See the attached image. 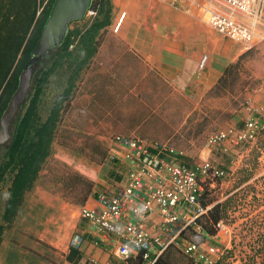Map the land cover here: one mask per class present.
Returning a JSON list of instances; mask_svg holds the SVG:
<instances>
[{"label":"crops","instance_id":"crops-1","mask_svg":"<svg viewBox=\"0 0 264 264\" xmlns=\"http://www.w3.org/2000/svg\"><path fill=\"white\" fill-rule=\"evenodd\" d=\"M113 4V24L105 32L68 111L67 131L89 135L116 149L113 138L117 135L166 143L184 152L185 162L191 165L209 159L213 150L207 147L203 135L204 124L212 121L206 106L208 99L218 100L226 70L246 50L233 42L228 49H220L223 36L194 15L161 0H113ZM259 47L264 53V43ZM257 101L256 97L254 102ZM244 126L245 122H240L228 129L241 130ZM97 171L96 197H91L85 206L101 210L97 191L103 187L120 188L124 176L122 169L117 171L107 164ZM159 221V215H154L148 223L150 230ZM75 234L83 235L85 240L81 248L83 260L121 264L111 248L94 244L96 236L83 218L67 240V256ZM10 250L16 255L18 250L21 253L22 242L14 239ZM21 260L15 263L7 257L5 239L0 264H23ZM65 264L74 263L66 260Z\"/></svg>","mask_w":264,"mask_h":264},{"label":"built area","instance_id":"built-area-1","mask_svg":"<svg viewBox=\"0 0 264 264\" xmlns=\"http://www.w3.org/2000/svg\"><path fill=\"white\" fill-rule=\"evenodd\" d=\"M168 6L194 15L212 31L241 45L246 51L264 43V0H161ZM94 17L90 11L88 17ZM87 17V18H88ZM207 58L204 60L206 62ZM263 105L249 104L243 129L229 128L210 136L207 147L225 156H233L243 146L255 143L264 130V81L260 86ZM113 142L118 147L110 152L106 164L115 160L126 164L120 173L124 184L120 188L103 187L97 191L101 210L84 206L81 218L89 222L96 236L94 244L113 250L121 264H156L161 256L177 244L190 228L217 204L205 207L203 195L218 181L230 176V170L216 167L211 158L196 165L182 164L185 153L168 144L148 143L144 140L117 135ZM156 152V153H155ZM211 188V189H210ZM221 203V202H218ZM160 221L150 230L148 223L154 215ZM218 232L203 244H189L184 248L195 264H215L224 253V238L230 229L224 221ZM84 237L75 234L70 248L81 249ZM102 263L98 259L83 260L80 264Z\"/></svg>","mask_w":264,"mask_h":264},{"label":"trees","instance_id":"trees-1","mask_svg":"<svg viewBox=\"0 0 264 264\" xmlns=\"http://www.w3.org/2000/svg\"><path fill=\"white\" fill-rule=\"evenodd\" d=\"M54 3L55 0H0V120L18 89L21 73L37 49ZM114 9L113 0H95L91 10L95 16L82 25L75 23L78 26L71 27L65 44L36 65L26 102L11 124L12 138L0 146V251L27 197L40 185L55 147L62 145L68 111L99 51L105 32L113 24ZM242 58L226 70L220 87L229 83V76L238 69ZM55 83L59 92L48 101L49 91ZM260 134L259 147L264 149V130ZM180 161L191 166L184 159ZM111 166L117 171L125 170L120 160L113 161ZM253 176V171L248 170L242 182ZM76 179L72 178L74 187ZM82 180L83 189L77 204L85 206L91 197H96V187L89 179ZM211 193L208 189L202 197L205 207L216 203L210 199ZM245 193L234 194L225 202L217 203L198 221L200 243L217 235L218 224L237 209L240 195L243 197ZM233 254V251H225L215 264H234L231 260ZM84 257L81 249L71 248L67 261L80 264ZM136 264H142L141 258ZM156 264L179 263L173 252L166 251ZM250 264H264V239L258 251L250 257Z\"/></svg>","mask_w":264,"mask_h":264},{"label":"rangeland","instance_id":"rangeland-1","mask_svg":"<svg viewBox=\"0 0 264 264\" xmlns=\"http://www.w3.org/2000/svg\"><path fill=\"white\" fill-rule=\"evenodd\" d=\"M91 18L79 22V25ZM76 26L74 23L71 27ZM230 44L232 42L225 39L220 49L226 50ZM259 48L244 53L240 66L229 76V83L219 88L218 100L208 99L206 106L212 121L204 124L205 143L211 135L244 122L249 115V104L256 109L263 105L260 86L264 81V53ZM57 92L59 87L55 83L49 91L48 101L53 100ZM256 97L257 103L254 102ZM63 135L62 145L55 147L40 185L27 197L14 227L6 237L7 257L15 263L20 259L23 264L66 263L67 240L81 219L82 206L77 204V200L83 189L82 179H89L96 187L97 170L106 164L110 152L116 150L115 146H105L82 133L64 129ZM261 137L262 134H259L255 143L243 146L233 156H224L220 151L213 150L210 157L214 165L230 170L228 178L216 182L215 188H210L211 200L223 203L234 194L246 192L243 197L240 195L243 201L238 200L240 204L237 209L232 210L224 221L230 229L224 238V249L233 251L231 260L234 264H250V257L258 251L264 239V149L259 147ZM248 170L253 171L254 176L242 182ZM75 177L77 185L74 187L72 178ZM200 232V228L189 229L167 252H173L179 264H195L184 248L189 244H203L200 243ZM14 239L22 242V251L19 253L18 250L17 255L9 251ZM208 242L217 244L213 239Z\"/></svg>","mask_w":264,"mask_h":264},{"label":"water","instance_id":"water-1","mask_svg":"<svg viewBox=\"0 0 264 264\" xmlns=\"http://www.w3.org/2000/svg\"><path fill=\"white\" fill-rule=\"evenodd\" d=\"M95 0H55L49 18L42 30L36 51L19 78V86L0 120V146L12 138L11 124L26 102L36 65L51 51L61 48L74 23L83 22L92 10Z\"/></svg>","mask_w":264,"mask_h":264}]
</instances>
